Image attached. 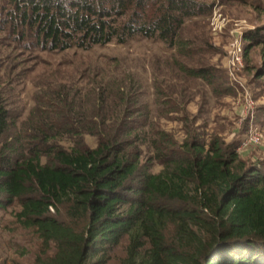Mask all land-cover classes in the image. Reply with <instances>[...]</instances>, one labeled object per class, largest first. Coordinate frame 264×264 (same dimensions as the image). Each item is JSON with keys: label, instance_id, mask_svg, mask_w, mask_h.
I'll return each instance as SVG.
<instances>
[{"label": "trees", "instance_id": "16d2710c", "mask_svg": "<svg viewBox=\"0 0 264 264\" xmlns=\"http://www.w3.org/2000/svg\"><path fill=\"white\" fill-rule=\"evenodd\" d=\"M212 10L199 0H0V34L48 53L142 37L191 56L182 31ZM261 31L247 37L250 47ZM5 41L8 72L27 60ZM175 64L214 93H231L214 69ZM56 81L26 116L12 115L0 88V210L17 204V222L39 236L34 264H111L118 251L121 264H264V164L191 126L177 141L156 119L179 112L167 87L151 103L126 72L89 67Z\"/></svg>", "mask_w": 264, "mask_h": 264}, {"label": "rangeland", "instance_id": "374dc122", "mask_svg": "<svg viewBox=\"0 0 264 264\" xmlns=\"http://www.w3.org/2000/svg\"><path fill=\"white\" fill-rule=\"evenodd\" d=\"M199 1L213 4V10L210 15L188 21L182 31L194 52L191 56H181L155 40L142 37L124 45L112 42L89 52L71 49L48 53L17 45L9 38L5 41L4 34L8 32L4 31L0 34L4 45L18 46L24 51L17 52H24L22 58L27 60L20 66L10 63L8 72L0 67V88L6 92L12 115L23 111L26 116L34 106L35 94L43 96L41 91L50 82H63L69 75L82 73L89 67L115 76L126 72L141 85L145 102L155 100L158 85L167 87V98L174 101L179 112L168 119H156L177 141L186 138L187 127L191 126L208 141L218 135L226 143H238L237 152L242 160L263 165L264 0ZM258 30H262L263 41L250 47L247 37ZM176 59L191 68L214 69L216 85L223 92L230 89L231 93L218 95L203 81L185 77L176 69ZM251 130L260 137L258 143L248 139ZM87 142L95 145L92 138ZM160 169L155 166L153 170ZM20 210L17 204L0 210V264H34L42 254V242L35 230L17 222ZM122 257V251H118L111 264H121Z\"/></svg>", "mask_w": 264, "mask_h": 264}, {"label": "built area", "instance_id": "2783aa9c", "mask_svg": "<svg viewBox=\"0 0 264 264\" xmlns=\"http://www.w3.org/2000/svg\"><path fill=\"white\" fill-rule=\"evenodd\" d=\"M238 51L241 52L242 51L241 48H238ZM238 61H240V59ZM250 132L251 133H250V136L248 138L250 140V142L258 143L260 140V137L258 136V134L254 133L253 130H251Z\"/></svg>", "mask_w": 264, "mask_h": 264}]
</instances>
